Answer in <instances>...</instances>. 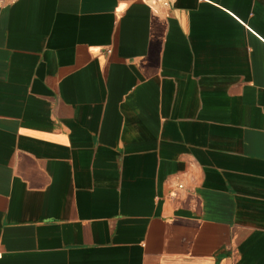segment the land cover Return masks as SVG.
Masks as SVG:
<instances>
[{"label":"crops","instance_id":"1","mask_svg":"<svg viewBox=\"0 0 264 264\" xmlns=\"http://www.w3.org/2000/svg\"><path fill=\"white\" fill-rule=\"evenodd\" d=\"M0 264H264V0H0Z\"/></svg>","mask_w":264,"mask_h":264},{"label":"built area","instance_id":"2","mask_svg":"<svg viewBox=\"0 0 264 264\" xmlns=\"http://www.w3.org/2000/svg\"><path fill=\"white\" fill-rule=\"evenodd\" d=\"M10 1H15V0H10ZM176 0H144L145 3H149V4H159V5H163V6H166V7H170L173 5V3L175 2ZM178 188L182 189L183 188V185H178Z\"/></svg>","mask_w":264,"mask_h":264}]
</instances>
